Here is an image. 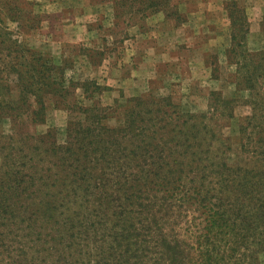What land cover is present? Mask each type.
I'll use <instances>...</instances> for the list:
<instances>
[{
    "label": "trees",
    "instance_id": "trees-1",
    "mask_svg": "<svg viewBox=\"0 0 264 264\" xmlns=\"http://www.w3.org/2000/svg\"><path fill=\"white\" fill-rule=\"evenodd\" d=\"M112 3L122 12H165L168 0ZM225 5L236 25L226 52L240 59L237 89L252 98L232 158L225 139L217 154L200 149L206 137L197 123L152 96L115 105L119 124L104 121L113 107L94 102L77 108L81 117L61 131L38 133L34 126L44 123L47 103L76 111L71 93L99 87L67 79L65 60L54 63L0 40V264L258 263L264 254V119L258 117L261 109L264 117V40L261 49L249 50L243 9L235 1ZM260 26L264 37V16ZM221 102L228 110L232 100ZM183 180L218 186L203 192ZM158 200L176 212L188 209V200L207 208L195 237L199 246L176 238L171 222L161 226Z\"/></svg>",
    "mask_w": 264,
    "mask_h": 264
},
{
    "label": "rangeland",
    "instance_id": "rangeland-1",
    "mask_svg": "<svg viewBox=\"0 0 264 264\" xmlns=\"http://www.w3.org/2000/svg\"><path fill=\"white\" fill-rule=\"evenodd\" d=\"M112 1L0 0V40L4 45L20 43L54 63L65 60L71 66L67 79L86 84L93 80L99 87L94 90L88 86L86 91L77 87L71 93L68 100L76 111L70 105L47 103L45 121L34 130L44 133L55 127L61 131L67 120L81 117L77 108L94 102L113 107L104 121L119 124L115 105L122 107L129 98L152 96L168 99L183 117L197 123L200 135L206 137L199 141L200 149L209 146L217 154L224 149L225 139L232 148V158L238 149V126L251 114V107L246 93L237 89L243 86L235 79L236 60L240 59L226 52L236 25L231 26L228 13L232 8L225 4L235 1L243 9L249 50L263 46L260 20L264 12L252 16L250 0H168L165 12H122ZM222 98L232 100L228 110L222 109ZM261 112L258 117L264 119ZM7 126V121L1 123L3 129ZM262 128L264 131V120ZM179 182L210 193L218 186L213 182ZM177 197L167 201L175 202ZM167 201L158 200L154 207L161 216V226L166 230L171 222L176 238L199 246L201 242L195 237L204 214L210 212L191 200L188 209L183 207L185 211H171ZM257 264H264V254L259 255Z\"/></svg>",
    "mask_w": 264,
    "mask_h": 264
},
{
    "label": "crops",
    "instance_id": "crops-1",
    "mask_svg": "<svg viewBox=\"0 0 264 264\" xmlns=\"http://www.w3.org/2000/svg\"><path fill=\"white\" fill-rule=\"evenodd\" d=\"M250 11L252 16L259 17L264 12V0H250Z\"/></svg>",
    "mask_w": 264,
    "mask_h": 264
}]
</instances>
